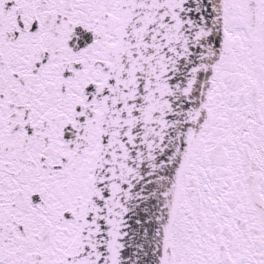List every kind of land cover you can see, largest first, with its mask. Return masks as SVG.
Instances as JSON below:
<instances>
[{"label":"snow or ice","instance_id":"6c2138e0","mask_svg":"<svg viewBox=\"0 0 264 264\" xmlns=\"http://www.w3.org/2000/svg\"><path fill=\"white\" fill-rule=\"evenodd\" d=\"M0 264H264V0H0Z\"/></svg>","mask_w":264,"mask_h":264}]
</instances>
